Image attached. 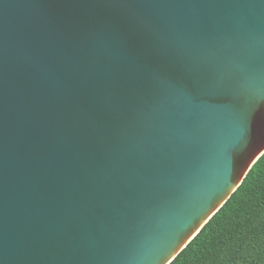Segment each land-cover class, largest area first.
<instances>
[{"label": "water", "instance_id": "water-1", "mask_svg": "<svg viewBox=\"0 0 264 264\" xmlns=\"http://www.w3.org/2000/svg\"><path fill=\"white\" fill-rule=\"evenodd\" d=\"M264 154V0H0V264H170Z\"/></svg>", "mask_w": 264, "mask_h": 264}, {"label": "trees", "instance_id": "trees-1", "mask_svg": "<svg viewBox=\"0 0 264 264\" xmlns=\"http://www.w3.org/2000/svg\"><path fill=\"white\" fill-rule=\"evenodd\" d=\"M170 264H264V154Z\"/></svg>", "mask_w": 264, "mask_h": 264}]
</instances>
